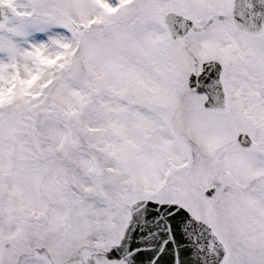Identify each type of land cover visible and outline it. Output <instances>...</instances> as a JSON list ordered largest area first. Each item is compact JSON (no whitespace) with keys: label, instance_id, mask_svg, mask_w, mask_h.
Here are the masks:
<instances>
[{"label":"snow or ice","instance_id":"1","mask_svg":"<svg viewBox=\"0 0 264 264\" xmlns=\"http://www.w3.org/2000/svg\"><path fill=\"white\" fill-rule=\"evenodd\" d=\"M0 264H264V0H0Z\"/></svg>","mask_w":264,"mask_h":264}]
</instances>
